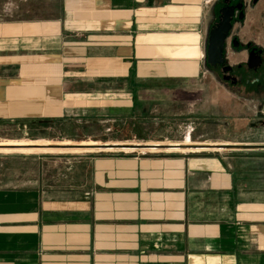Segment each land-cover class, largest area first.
Segmentation results:
<instances>
[{"label": "crops", "instance_id": "1", "mask_svg": "<svg viewBox=\"0 0 264 264\" xmlns=\"http://www.w3.org/2000/svg\"><path fill=\"white\" fill-rule=\"evenodd\" d=\"M218 4L0 0V264H264V117L210 80ZM232 33L264 48V0Z\"/></svg>", "mask_w": 264, "mask_h": 264}, {"label": "flooded vegetation", "instance_id": "2", "mask_svg": "<svg viewBox=\"0 0 264 264\" xmlns=\"http://www.w3.org/2000/svg\"><path fill=\"white\" fill-rule=\"evenodd\" d=\"M259 0H219L218 9L216 17L212 20L210 28L213 24L218 22L221 10L224 8L229 9L232 8L233 17H232V28L226 38V44L224 48V63L221 65H217L215 67H211L216 73H219L221 77L227 76L230 79L225 82L231 83L232 86H240L243 84H248L255 80L256 82L260 81V79H264V48L258 46L252 42H247L245 46L242 45L241 41L237 36H235L233 32V26L237 22H243L245 19V13L248 5H255ZM240 14H242V19H239ZM227 46H229L233 51L239 53L242 49H246L248 51V60L245 64H237L235 66L229 65L226 59V51ZM253 50V55H250V52ZM251 59V60H250ZM248 63H250L253 67H248ZM230 66L231 69L227 71H223L225 67ZM240 80V82L234 83V80Z\"/></svg>", "mask_w": 264, "mask_h": 264}, {"label": "water", "instance_id": "3", "mask_svg": "<svg viewBox=\"0 0 264 264\" xmlns=\"http://www.w3.org/2000/svg\"><path fill=\"white\" fill-rule=\"evenodd\" d=\"M256 0H254L255 2ZM227 7L222 9L220 18L218 22L213 24L209 29L208 40H207V59L206 62L209 66L215 67L224 63V48L226 44V38L232 28V17L233 11L230 8V11H227ZM239 19H242V14H240ZM253 50L250 52V55H253ZM251 60V59H250ZM248 67H253L248 63ZM231 69L230 66L225 67L223 71ZM230 78L223 76V81H228ZM240 82V80H234V83Z\"/></svg>", "mask_w": 264, "mask_h": 264}, {"label": "rangeland", "instance_id": "4", "mask_svg": "<svg viewBox=\"0 0 264 264\" xmlns=\"http://www.w3.org/2000/svg\"><path fill=\"white\" fill-rule=\"evenodd\" d=\"M212 72V76L210 74V80H214L216 83H219L221 86L225 87V93L226 95L228 94V96H230L231 98H233V100H235L236 102H239L241 104V109L244 110V112H251L253 115L258 114V115H262L260 117H264V83L262 84H258V86H254L252 87H248L251 83H248V86H244L240 85L242 87L241 90H237V87L240 86H232L231 83L229 82H225L222 80V77L219 73H215L213 71ZM213 77V78H212ZM254 88H259L262 89L263 91L258 92V94L254 93ZM242 92V93H241ZM230 93V94H229ZM250 105L251 111H248V105ZM245 105V109L244 106ZM260 108H262V113L260 112ZM258 118V116H257ZM257 118L255 119V123L257 124V128L256 130H254L257 134H259L260 132H264V125L261 126L262 122H264V119L262 118L261 120H257ZM137 147V146H136ZM141 148V147H138Z\"/></svg>", "mask_w": 264, "mask_h": 264}]
</instances>
